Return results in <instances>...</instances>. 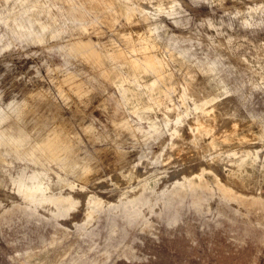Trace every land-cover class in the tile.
<instances>
[{"label": "rangeland", "instance_id": "obj_1", "mask_svg": "<svg viewBox=\"0 0 264 264\" xmlns=\"http://www.w3.org/2000/svg\"><path fill=\"white\" fill-rule=\"evenodd\" d=\"M23 1L0 0V264H264V0Z\"/></svg>", "mask_w": 264, "mask_h": 264}, {"label": "bare ground", "instance_id": "obj_2", "mask_svg": "<svg viewBox=\"0 0 264 264\" xmlns=\"http://www.w3.org/2000/svg\"><path fill=\"white\" fill-rule=\"evenodd\" d=\"M208 102H205V103H202L201 104V106L200 107H203L204 105H206ZM215 109V108H214ZM214 109H211L210 111H205L204 109H203V113H205V115L207 116V117H211L212 115H213V113L215 114V112H214ZM234 123V122H233ZM235 124V123H234ZM238 124V123H237ZM195 126H196V128H197V130H200V129H204V128H211L212 130L214 129V127H213V124L211 123H209L208 125H207V122L205 123V121H203V122H200V123H195L194 124ZM233 126V125H232ZM238 126V125H237ZM234 127H235V125H234ZM229 128V127H228ZM236 128V127H235ZM232 131V130H231ZM233 131H235V130H233ZM191 138V137H190ZM216 134H215V137L213 138V141L210 143V145H209V148L210 149H216V148H218L219 146L218 145H216V143H215V141H216ZM222 139H223V141H226L227 139H226V137L224 136V137H222ZM244 140L245 139H242V141H243V143H245L244 142ZM251 140V139H250ZM219 141H221V140H219ZM218 141V142H219ZM249 141V140H248ZM247 142V141H246ZM227 150V149H226ZM216 151V150H215ZM215 151H212L211 153H214ZM180 152V151H179ZM182 152V151H181ZM208 152H210V151H208ZM207 152V153H208ZM217 152V151H216ZM215 152V153H216ZM206 153V154H207ZM165 154V153H164ZM202 154V153H201ZM209 154V153H208ZM206 155L207 157L209 156V155ZM217 154V153H216ZM215 154V155H216ZM236 154H238V153H236V150L234 149V147H233V149L231 150H228V151H226L225 152V150H224V152L223 151H219V153L217 154V159L218 160H221V161H223L222 159H224L225 157H230V158H233L234 156H236ZM166 155V154H165ZM164 155V156H165ZM214 155V156H215ZM160 156V155H159ZM167 156V155H166ZM203 156V155H202ZM205 156V157H206ZM210 156H211V154H210ZM240 156V155H239ZM238 155H237V158H240ZM242 157H243V155H241ZM161 157V156H160ZM213 157V156H212ZM247 157L248 156H246L245 157V159H247ZM162 158V157H161ZM209 158V157H208ZM163 159H164V157H163ZM169 158H167V160H168ZM215 159V157L213 158V159H211V157L209 158V160L211 161H213ZM236 159V158H235ZM165 160H166V158H165ZM166 160V161H167ZM207 160V159H206ZM160 161H161V159H160ZM169 161H170V159H169ZM210 161H207V163L209 164L210 163ZM211 161V162H212ZM215 161V160H214ZM233 161V160H232ZM240 161V160H239ZM163 162H165V161H163ZM199 162H200V160H199ZM166 163V162H165ZM215 163H218V161L217 162H215ZM219 164V163H218ZM210 165V164H209ZM216 165V164H215ZM210 169V168H209ZM222 173V172H221Z\"/></svg>", "mask_w": 264, "mask_h": 264}, {"label": "crops", "instance_id": "obj_3", "mask_svg": "<svg viewBox=\"0 0 264 264\" xmlns=\"http://www.w3.org/2000/svg\"><path fill=\"white\" fill-rule=\"evenodd\" d=\"M24 1H28V0H24ZM23 1V2H24ZM105 9H107V10H112L111 9V7H109V6H107ZM73 20L75 21V18H73ZM18 28L19 29H27V30H29L28 28H26L24 25H22V24H19L18 25ZM48 28V26H46V25H43V24H41L40 23V29H41V31L43 32V31H45L46 29ZM30 35L32 36V35H34V36H36V38L38 39V40H41L40 38H41V33H30ZM140 53H144V50H146V52L148 51V50H150V47L149 46H146L145 47V44H143L140 48ZM134 52H137L136 50L134 51ZM136 61H139V62H141V63H144V64H146L150 69L152 68H154V70H157L156 68H159V67H161V65H162V63H160V59L158 58V57H156V56H153V55H151L150 53H146V57H144V58H141V57H138L137 59H136ZM153 63H155V67H152L151 66V64H153ZM151 69V70H152ZM154 72V71H153ZM135 73V72H134ZM135 75H137L136 73H135ZM217 90H219V89H217ZM165 94H167L166 92L164 93V95ZM180 97H181V94H180Z\"/></svg>", "mask_w": 264, "mask_h": 264}]
</instances>
